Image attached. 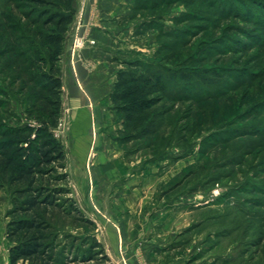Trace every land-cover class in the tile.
<instances>
[{
	"label": "rangeland",
	"instance_id": "1",
	"mask_svg": "<svg viewBox=\"0 0 264 264\" xmlns=\"http://www.w3.org/2000/svg\"><path fill=\"white\" fill-rule=\"evenodd\" d=\"M6 1L0 0V12L9 10ZM82 1L86 3L87 0H81V4ZM137 1L135 0L132 4L131 19L136 22L134 24L138 25L136 33L146 36L148 32L150 35L148 37L149 47L147 43L143 44V49L148 52L145 51L143 54L128 59L117 58L123 63L120 70L127 67V61L143 60L146 62L155 56L160 40L165 39H158L159 29L165 33L174 30L195 32L198 30L196 28L202 26L204 32L197 33L198 37L185 35L184 38L189 42V46L178 48L176 51L178 57L175 60L163 61L167 68L170 67L177 71H215L219 79L216 77L217 80H215L212 75L207 77L213 82H230L228 74L225 73L226 70H232L229 76H234L236 80L240 79L238 72L242 70H250L259 75V78L264 75V47L259 48L260 51L256 48L247 53L232 51L227 54L225 52L217 54L211 50L208 54L204 53L207 56L205 55L203 59L204 55L201 54V50L207 48L205 50L208 51L210 48H217L220 38L231 36L242 38L232 29L237 25L243 26L239 21L217 20L215 13L208 9V4L199 5L200 2L196 0H190L189 3L176 1L166 7L150 11L134 10ZM227 1L236 5L235 0ZM212 13H214L212 19L218 22L215 27L211 26L207 19L201 17H208ZM182 15H190L192 19L183 24H176L175 19ZM16 17L21 19L20 16ZM75 19L76 30L69 44L70 27L66 50L59 61L61 71L69 51L72 54L78 53L95 45L94 40L79 34L82 20L77 19V16ZM151 26L158 28L150 29ZM16 37L20 38L19 35ZM141 40L146 41L145 37ZM9 51L12 53L13 49H8ZM16 51L18 53H12L15 59H11L13 56L10 55L6 57L0 55V69L5 66L8 58L12 60L10 67L8 65L5 67L4 74L0 70V125L2 124L3 128L7 129L36 126L38 122L31 117L30 113H36V109L50 110L43 100L30 98L35 91L36 93L41 92L44 98H48L46 91L41 88L48 82L41 75L42 64L33 63V55L27 51L26 47L19 46ZM195 51L198 53L194 55L193 62L183 64V60L189 58ZM257 56H259L258 60L253 61L252 58L255 59ZM179 61L182 64L178 63ZM31 66H33L32 69ZM232 82L234 81L230 83L233 84ZM177 83H181L180 79L176 81ZM183 84H187V81H183ZM261 85H264V79L259 81L254 88L241 87L236 91H230L223 98L210 100L201 105H195L190 101L173 102L171 99L161 98L156 94L153 98H157V101L150 110L149 118L161 123L158 130L144 139L119 142L124 156H142L143 162H148L151 169H155L154 166H156L162 171L161 165L165 164L167 172L173 170V173L176 172L171 180L156 187L153 200L180 203L175 209L168 210V215L173 216L174 225L182 229L183 239L181 240L184 246L159 258L157 264L172 263L177 259V255H183L186 250L197 253V264H264V139L260 136L243 135L242 138L239 137L240 132L249 129V126V130H254L253 126L258 125L259 120L264 119V114L256 121L252 118L234 117L248 109L251 103L263 93V90L259 89ZM170 86L168 83L169 88ZM6 92L10 95L7 96ZM63 94L62 88V114L59 125L63 123L64 118ZM34 106L37 108L33 110ZM123 130L124 128L121 129L117 138L126 135ZM237 132L239 134L235 135ZM228 137L230 144L223 145L222 140ZM230 137L233 139L231 140ZM4 139H6L4 136H0V141ZM254 143H256L255 147L249 146ZM173 156H181L180 162L176 163L178 161L176 160L173 163ZM178 169L182 171L177 173ZM214 178L218 180L212 181ZM69 181L68 187L71 189L70 176ZM246 183L255 185V189L247 190L244 187ZM11 195L10 189L0 186V264H9L10 244L5 232L9 221L6 213L12 207ZM69 196L73 197L76 203L84 202V198L78 196L73 188ZM254 199L258 200L261 206L255 205L254 207L252 202ZM179 206L181 209H178ZM3 220L6 222L5 228H3ZM52 222L58 231V242L62 244L70 242L64 238L69 231L71 232L69 234H73L79 229L88 230L89 228L81 222H76V216H65L61 211H57ZM189 223L191 226L188 228ZM67 245L70 246V244ZM97 258L94 261L80 264H108L107 260ZM143 264L156 263L145 259Z\"/></svg>",
	"mask_w": 264,
	"mask_h": 264
},
{
	"label": "trees",
	"instance_id": "2",
	"mask_svg": "<svg viewBox=\"0 0 264 264\" xmlns=\"http://www.w3.org/2000/svg\"><path fill=\"white\" fill-rule=\"evenodd\" d=\"M176 1L189 3L190 0H138L134 10H156ZM196 1L200 2L199 5L208 4V9L215 13L208 17L201 16L213 27L218 25V22L212 19L213 14L216 15L217 20H237L243 24V26L237 25L232 28L242 38L237 36L236 38L233 36L220 38L217 48L201 50L203 59L211 50L217 54L224 52L227 54L232 51L247 53L256 48L260 51L259 48L264 47L263 0H235L236 5H232L227 0ZM6 3L9 10L0 12V55L4 57L10 55L13 56L11 59H15L13 54L18 53L17 47L27 48V51L33 55V63L42 64L41 75L48 81L41 87L48 94V98H44L41 92L36 93V91L30 98L43 100L50 108L46 111L33 107L36 113L32 112L30 115L38 122L36 126L7 129L0 125V136L6 138L0 141V186L10 189L12 193V207L6 213L9 221L5 232L10 244L9 264H80L94 261L98 259L97 257L106 261L101 244L87 234L89 228L93 227V223L85 218L74 198L69 196L71 189L68 187L70 181L66 172L65 149L53 134L62 114V71L59 61L65 53L68 32L76 17L73 0H7ZM16 16H20L21 19H17ZM190 19H192L190 15H182L175 19V23L183 24ZM157 28V26L150 27V29ZM196 29L198 30L195 32L174 30L170 33L159 29L158 39L166 40H160L155 56L146 62L127 61V67L118 71L117 82L110 97L114 109L123 119V131L126 135L119 137L120 142L144 139L158 130L161 123L149 118L150 110L157 101V98H153L156 94L173 102L190 101L195 105H201L210 100L223 98L230 91H236L241 87L254 88L264 79V75L260 77V80L256 73L242 70L238 72L240 79L238 78L239 81H237L238 79L236 80L234 76H229L232 70H226L229 81L236 83L213 82L207 77L212 75L215 80L219 79L215 71L193 72L167 68L163 61L175 60L178 57L176 52L178 48L189 46V42L184 38L186 34L189 37H198L197 33L204 32L202 26ZM8 49H13V54L8 52ZM198 52H193L182 63L193 62L194 55ZM258 57L252 60H258ZM11 62L12 60L8 58L5 66L0 69L1 73H5V67L7 65L10 67ZM179 79L181 83L176 84ZM183 81H187V84L182 85ZM168 83L171 88L168 87ZM260 87L263 93L251 103L248 109L234 117L252 118L256 121L263 116L264 85ZM6 95L10 93L6 92ZM253 127H255L254 130H249V126V129L241 131L239 137L260 136L264 139V119L259 120V124ZM238 134L239 132L235 135ZM15 137L18 138L14 139ZM222 141L223 145L230 144L229 137ZM249 146L255 147L256 143ZM214 180L218 179L214 178L212 181ZM244 187L250 191L256 186L246 183ZM13 188L15 189L12 190ZM252 202L254 207L261 206L258 200L254 199ZM57 211H61L65 216H76V222L89 227L86 231L87 235L77 236L67 233L64 238L70 242L66 244L58 242V231L52 222Z\"/></svg>",
	"mask_w": 264,
	"mask_h": 264
},
{
	"label": "crops",
	"instance_id": "3",
	"mask_svg": "<svg viewBox=\"0 0 264 264\" xmlns=\"http://www.w3.org/2000/svg\"><path fill=\"white\" fill-rule=\"evenodd\" d=\"M134 1L87 0L81 4V0H73L77 19L82 20L79 34L94 40L95 45L78 53L69 51L65 57L64 118L55 128L59 129L56 139L65 149L72 188L84 198L83 203H77L78 208L93 223L88 231L79 229L73 234L88 232L101 244L108 264H143L145 259L157 264L159 258L184 246L182 229L168 215V210L180 203L153 200L156 187L176 172H167L165 164L162 171L156 166L151 169L142 156H124L117 138L123 119L110 95L123 65L118 59L148 52L143 44L149 47L148 32L146 36L135 32L138 25L131 19ZM75 26L76 19L69 44ZM176 160L180 162L181 156H173V163ZM5 225L3 220V228ZM196 257V252L186 250L172 263L159 264H197Z\"/></svg>",
	"mask_w": 264,
	"mask_h": 264
},
{
	"label": "built area",
	"instance_id": "4",
	"mask_svg": "<svg viewBox=\"0 0 264 264\" xmlns=\"http://www.w3.org/2000/svg\"><path fill=\"white\" fill-rule=\"evenodd\" d=\"M53 134H54V136H55L56 138H58V137H59V129L54 130V131H53Z\"/></svg>",
	"mask_w": 264,
	"mask_h": 264
}]
</instances>
